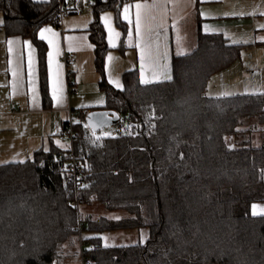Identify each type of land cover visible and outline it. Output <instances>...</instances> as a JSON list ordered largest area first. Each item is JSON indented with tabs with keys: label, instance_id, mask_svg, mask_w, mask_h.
Masks as SVG:
<instances>
[{
	"label": "trees",
	"instance_id": "1",
	"mask_svg": "<svg viewBox=\"0 0 264 264\" xmlns=\"http://www.w3.org/2000/svg\"><path fill=\"white\" fill-rule=\"evenodd\" d=\"M57 4L0 0V28L37 46L45 106L47 46L38 31L53 20ZM122 4L98 1L88 30L108 96L104 108L152 107L156 130L94 149L83 159L87 182L78 200L128 216L83 214L71 204L70 149L52 135L49 148L26 161L0 163V264H66L80 260L81 244L89 264H264V216L251 213L254 202L264 201V93L207 92L212 76L246 45L200 34L193 53L173 59L170 80L143 85L131 71L117 90L105 79L111 48L100 15L113 11L122 27ZM135 230L145 231V242L103 243L104 233Z\"/></svg>",
	"mask_w": 264,
	"mask_h": 264
},
{
	"label": "crops",
	"instance_id": "2",
	"mask_svg": "<svg viewBox=\"0 0 264 264\" xmlns=\"http://www.w3.org/2000/svg\"><path fill=\"white\" fill-rule=\"evenodd\" d=\"M137 4L141 5L139 9ZM137 12L140 15L139 35L136 33ZM93 19V9H85L81 16L65 17L61 28L46 24L38 31V38L47 46V106L44 105L39 53L34 41L21 35L8 36L0 28V134H25L27 131L37 134L44 121L53 120L56 127L50 136L52 138L55 129L78 109H106L108 96L100 85L102 77L96 68L95 45L88 31ZM100 19L111 48L104 61L105 79L117 90L124 88V75L131 71H137L139 80H148L147 84L170 80L175 57L193 53L198 48L200 34H220L230 44L246 47L232 65L212 76L208 94L230 97L264 93L261 77L264 70L259 68L261 56L255 51L264 47V0H132L120 8L122 27L117 25L113 11L103 12ZM2 24L3 14L0 12V26ZM44 29L50 31L43 32L41 38ZM244 51L254 52L251 65L242 59ZM65 54L75 60L68 68L72 71L78 94H72L70 90L67 66L63 61ZM98 89L105 93L104 106L92 109L78 103V97H91ZM54 93L57 99H53ZM84 104L93 102L84 101ZM28 137L31 140L25 145H29L26 150L29 155L37 147L33 136ZM37 138L44 144L42 136L37 134L33 139ZM9 144L11 148L16 147L15 143ZM97 206L100 216L110 219L116 217L115 213H118V219L128 216L125 211H106L102 205ZM253 206L259 212L264 209V201L251 205L252 215ZM135 232L141 240L143 232ZM66 264L81 263L78 259L69 260Z\"/></svg>",
	"mask_w": 264,
	"mask_h": 264
},
{
	"label": "built area",
	"instance_id": "3",
	"mask_svg": "<svg viewBox=\"0 0 264 264\" xmlns=\"http://www.w3.org/2000/svg\"><path fill=\"white\" fill-rule=\"evenodd\" d=\"M98 1L101 0H58L57 10L50 25L54 28H61L65 17L81 16L85 9H92ZM131 2L132 0H123V3ZM63 61L67 66V79L71 93L78 94L73 82L72 71L68 68L75 60L71 55L65 54ZM114 111L118 113V122L98 131H95L88 122V115L92 110L80 109L76 111V115H70L69 119L53 132V136L58 142L69 146L70 158L67 176L75 191V199L71 204L76 206L80 213L82 204L78 200V192L85 187L87 182L83 159L88 157L94 149L103 147L109 140L148 137L156 130L158 115L152 107L130 108L123 106ZM84 235L85 233L81 231L82 238ZM90 262L91 259L86 255L85 248L81 244L80 263L89 264Z\"/></svg>",
	"mask_w": 264,
	"mask_h": 264
},
{
	"label": "rangeland",
	"instance_id": "4",
	"mask_svg": "<svg viewBox=\"0 0 264 264\" xmlns=\"http://www.w3.org/2000/svg\"><path fill=\"white\" fill-rule=\"evenodd\" d=\"M255 51L261 56L259 58V64H260L259 68L264 70V47L259 48L258 50H255ZM243 54L244 55L242 59L251 65L253 61L252 57H255L254 52L244 51ZM261 77H262V80H264V74H262ZM262 84H264V82ZM104 97H105V93L98 89L97 91L94 92V94L91 95V97L86 98L84 96H80L78 97L77 101L78 103H81V106L92 107V109H96V108H101L102 106H104V103H105ZM84 101H87V103L88 101L89 102L92 101L93 104H84ZM74 115H76V112ZM55 127H56V122L53 120L44 121L42 123V127L39 129V132L37 134L43 137L44 144H41V142L38 141L40 140L38 138L33 139L37 136V134H34V133L30 134V131H27L25 134L23 132H17V133L9 132L5 134H0V163H4V162L7 163L9 161L10 162H21V161L23 162V161H26L28 158H31L33 156V153L36 150L41 149V148L48 149L50 146V136ZM28 135L33 136L32 140L33 142H35V145L37 147L34 150V152H31L29 155L26 152V150H28L29 145H25V143L28 140H31L29 139ZM54 142L58 145H63L57 142L56 140ZM9 143H15L16 147L11 148L12 145ZM35 145H33V147H35ZM97 205L98 204H93L90 206H83L81 208V213H84V214L88 213V214H93L95 216H100L99 215L100 210L98 209ZM115 214H116V217L115 218L112 217V218L118 219L117 218L119 217V215H117L118 213H115ZM142 232H143L142 235H140L142 239L141 242H145L146 233H144L145 231H142ZM138 238H139V235L135 231H119V232H108V233L102 234V240H103L104 245H110V246L130 245V244L136 243V241L138 242Z\"/></svg>",
	"mask_w": 264,
	"mask_h": 264
},
{
	"label": "water",
	"instance_id": "5",
	"mask_svg": "<svg viewBox=\"0 0 264 264\" xmlns=\"http://www.w3.org/2000/svg\"><path fill=\"white\" fill-rule=\"evenodd\" d=\"M118 113L114 110H93L88 115V122L95 131L118 122Z\"/></svg>",
	"mask_w": 264,
	"mask_h": 264
},
{
	"label": "snow or ice",
	"instance_id": "6",
	"mask_svg": "<svg viewBox=\"0 0 264 264\" xmlns=\"http://www.w3.org/2000/svg\"><path fill=\"white\" fill-rule=\"evenodd\" d=\"M137 9H139L141 7V5L137 4L136 5ZM125 12H127V8H125ZM45 31H50L49 29H44L41 31V38H43V32ZM136 33L137 35L140 34V15H139V12H137V16H136ZM49 56H51V53H49ZM141 83H144V84H147L149 83L148 80H145V79H141L140 81ZM53 99H57L55 93L53 94ZM97 139H99V137H97ZM257 214H260V215H264V209H260L259 212L256 211V206H253V215H257Z\"/></svg>",
	"mask_w": 264,
	"mask_h": 264
}]
</instances>
